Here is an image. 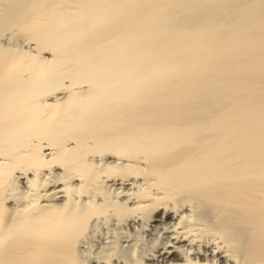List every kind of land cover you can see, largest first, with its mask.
I'll list each match as a JSON object with an SVG mask.
<instances>
[{
  "label": "bare ground",
  "instance_id": "6f19581e",
  "mask_svg": "<svg viewBox=\"0 0 264 264\" xmlns=\"http://www.w3.org/2000/svg\"><path fill=\"white\" fill-rule=\"evenodd\" d=\"M0 264H264V0H0Z\"/></svg>",
  "mask_w": 264,
  "mask_h": 264
}]
</instances>
